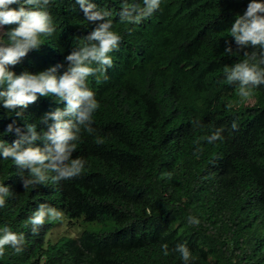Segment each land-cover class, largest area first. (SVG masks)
Wrapping results in <instances>:
<instances>
[{"label": "trees", "instance_id": "1", "mask_svg": "<svg viewBox=\"0 0 264 264\" xmlns=\"http://www.w3.org/2000/svg\"><path fill=\"white\" fill-rule=\"evenodd\" d=\"M90 2L112 12L121 41L106 74L88 78L99 108L94 132L82 131L73 153L85 168L69 180L24 188L28 173L0 157V184L10 188L0 228L25 235L23 251L6 247L0 264H185L179 244L191 251L187 264H264V84L246 103L238 82L228 83L223 72L245 51H261L237 49L229 35L250 0H161L140 24L121 21L126 0ZM47 10L55 30L8 65L17 74L64 65L62 73L65 57L87 43L98 23L85 19L76 0H50ZM16 26L2 25L0 41ZM58 107L64 104L52 95L38 97L18 117L0 102V140L16 139L7 132L13 120L46 131L53 121L43 118ZM218 128L223 140L209 144L205 138ZM41 202L98 229L49 242L48 223L35 233L26 226ZM189 216L199 224H189Z\"/></svg>", "mask_w": 264, "mask_h": 264}, {"label": "clouds", "instance_id": "2", "mask_svg": "<svg viewBox=\"0 0 264 264\" xmlns=\"http://www.w3.org/2000/svg\"><path fill=\"white\" fill-rule=\"evenodd\" d=\"M88 22L96 27L86 37L87 43L75 47L66 57L67 67L54 65L45 70L32 73L23 71L19 74L10 70L8 65L17 64L29 51L38 49L41 36L54 32L52 17L48 6L50 0H0V25H17L6 33L7 42L0 41V102L5 109L23 114L29 104L38 97L52 95L63 108L48 113L43 120L51 119L53 123L46 131H37L34 123L24 128L16 125L15 120L7 126V132H15L16 139L8 144L0 140V157L11 159L28 175L21 176L24 188L38 184L47 185L51 180L58 183L79 176L86 165L82 157L73 158L81 140V132H94L93 114L99 108L95 93L88 86V78L97 71L106 74L113 66L110 53L118 49L121 37L113 30L112 12L107 8H98L90 0H76ZM19 4V8L10 5ZM161 0H141L140 3H123L119 16L122 22L140 24L160 8ZM28 6V7H26ZM229 35L234 38L237 49L257 46L260 52L245 51L244 59L223 69L228 83L238 82L237 95L242 99L249 98L253 91L264 84V0H250L246 10L238 14L232 23ZM226 52H232L231 43L226 42ZM93 64L99 68L92 67ZM231 107V105H229ZM21 109V111H17ZM232 129L238 125L232 123ZM223 128H218L205 139L209 144L223 140ZM43 141L44 146L36 142ZM10 188L0 184V208L5 206ZM61 210L41 202L26 221L33 233L45 221H62ZM188 223L198 225L199 219L188 217ZM25 235L12 231L8 226L0 228V256L10 246L17 254L23 251ZM164 255L169 254L168 245H162ZM181 259L187 264L192 258L191 251L185 244L177 245Z\"/></svg>", "mask_w": 264, "mask_h": 264}, {"label": "rangeland", "instance_id": "3", "mask_svg": "<svg viewBox=\"0 0 264 264\" xmlns=\"http://www.w3.org/2000/svg\"><path fill=\"white\" fill-rule=\"evenodd\" d=\"M3 33L2 25H0V36ZM253 96L246 99V103L253 102ZM64 214V213H63ZM48 231L46 232V239L49 242H55L62 236L77 237L83 230H97V222H87L82 219H70L64 214V219L62 221L49 222ZM40 264H43L42 262Z\"/></svg>", "mask_w": 264, "mask_h": 264}]
</instances>
